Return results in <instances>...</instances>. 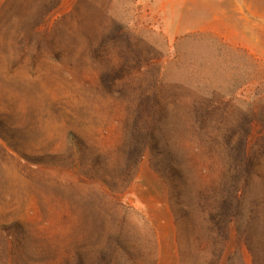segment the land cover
I'll return each instance as SVG.
<instances>
[{
  "label": "rangeland",
  "instance_id": "374dc122",
  "mask_svg": "<svg viewBox=\"0 0 264 264\" xmlns=\"http://www.w3.org/2000/svg\"><path fill=\"white\" fill-rule=\"evenodd\" d=\"M0 264H264V0H0Z\"/></svg>",
  "mask_w": 264,
  "mask_h": 264
}]
</instances>
